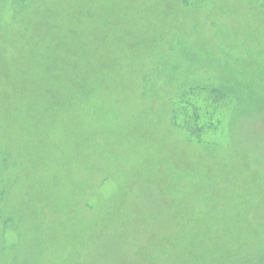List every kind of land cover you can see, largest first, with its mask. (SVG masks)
Segmentation results:
<instances>
[{
    "label": "rangeland",
    "instance_id": "rangeland-1",
    "mask_svg": "<svg viewBox=\"0 0 264 264\" xmlns=\"http://www.w3.org/2000/svg\"><path fill=\"white\" fill-rule=\"evenodd\" d=\"M0 264H264V0H0Z\"/></svg>",
    "mask_w": 264,
    "mask_h": 264
}]
</instances>
